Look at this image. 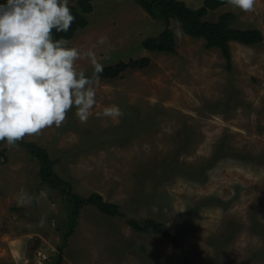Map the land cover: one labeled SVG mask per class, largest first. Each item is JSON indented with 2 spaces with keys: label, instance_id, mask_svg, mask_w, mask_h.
<instances>
[{
  "label": "rangeland",
  "instance_id": "1",
  "mask_svg": "<svg viewBox=\"0 0 264 264\" xmlns=\"http://www.w3.org/2000/svg\"><path fill=\"white\" fill-rule=\"evenodd\" d=\"M91 2L88 25L68 40L86 53L78 68L91 74L93 51L104 66L145 56L150 63L100 77L86 123L72 108L61 126L23 141L45 148L74 192H97L119 214L85 205L64 244L72 204L42 182L27 144L1 142L0 264H55L59 255L61 264H264V40L231 41L228 69L220 49L186 35L176 20V53L142 47L164 23L137 0ZM225 12L234 14L232 26L264 35V0L249 12L227 0L205 19ZM104 34L109 42L93 49ZM111 104L121 117L95 115ZM21 198L28 202L18 206ZM148 218L171 237L128 223Z\"/></svg>",
  "mask_w": 264,
  "mask_h": 264
},
{
  "label": "clouds",
  "instance_id": "2",
  "mask_svg": "<svg viewBox=\"0 0 264 264\" xmlns=\"http://www.w3.org/2000/svg\"><path fill=\"white\" fill-rule=\"evenodd\" d=\"M228 2L244 12L255 6V0ZM74 20L70 0H0V142L5 146L61 126L72 108L81 123L93 114L94 85L104 65L93 51L91 74L80 70L77 61L86 53L55 35L66 33ZM108 42L100 35L92 48ZM95 115L117 119L123 112L111 104ZM26 202L21 198L17 204Z\"/></svg>",
  "mask_w": 264,
  "mask_h": 264
},
{
  "label": "trees",
  "instance_id": "3",
  "mask_svg": "<svg viewBox=\"0 0 264 264\" xmlns=\"http://www.w3.org/2000/svg\"><path fill=\"white\" fill-rule=\"evenodd\" d=\"M227 0H204L202 6L198 8L189 7L181 0H137L139 6L145 10L152 18L164 23V29L158 34L148 37L142 41V47L151 52L176 53L177 43L175 31L172 28V20H176L183 32L194 38H203L207 48H218L226 60V67L233 68V56L230 42L237 41L246 45H255L263 42V32L258 28L242 29L232 26L235 17L232 12H225L215 21L205 19L209 10H214L224 4ZM75 16L71 27L65 33H55L56 37H65L70 40L75 33L88 25V14L94 7L91 0H78L77 5H70ZM150 63L149 57L130 58L128 61H120L103 67L99 78H115L127 69H143ZM20 141H23L20 140ZM23 143H25L23 141ZM31 149L34 157H37L40 165V176L42 182L50 187L59 190L64 197L72 204L69 214L68 228L64 235V244L73 235L81 209L92 204L106 215L119 214L118 208H110L103 196L97 192L91 193L87 197L73 191V183L59 176L54 168L49 153L37 143H25ZM1 145V142H0ZM7 149H0V159L5 158ZM128 223L137 230L147 232L155 231L159 234L171 237L170 231L162 224L151 218L146 219L142 225L135 220ZM62 257L59 255L55 264H61Z\"/></svg>",
  "mask_w": 264,
  "mask_h": 264
}]
</instances>
